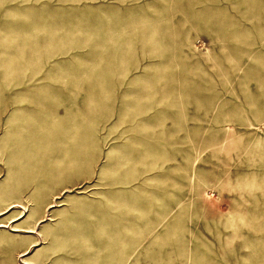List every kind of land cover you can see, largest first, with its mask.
<instances>
[{"label": "rangeland", "instance_id": "1", "mask_svg": "<svg viewBox=\"0 0 264 264\" xmlns=\"http://www.w3.org/2000/svg\"><path fill=\"white\" fill-rule=\"evenodd\" d=\"M0 264H264V0H0Z\"/></svg>", "mask_w": 264, "mask_h": 264}]
</instances>
